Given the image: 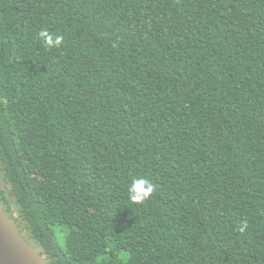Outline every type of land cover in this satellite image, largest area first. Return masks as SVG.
I'll list each match as a JSON object with an SVG mask.
<instances>
[{
    "label": "trees",
    "instance_id": "1",
    "mask_svg": "<svg viewBox=\"0 0 264 264\" xmlns=\"http://www.w3.org/2000/svg\"><path fill=\"white\" fill-rule=\"evenodd\" d=\"M0 209L47 264H264V0H0Z\"/></svg>",
    "mask_w": 264,
    "mask_h": 264
},
{
    "label": "water",
    "instance_id": "2",
    "mask_svg": "<svg viewBox=\"0 0 264 264\" xmlns=\"http://www.w3.org/2000/svg\"><path fill=\"white\" fill-rule=\"evenodd\" d=\"M0 264H47L0 209Z\"/></svg>",
    "mask_w": 264,
    "mask_h": 264
},
{
    "label": "clouds",
    "instance_id": "3",
    "mask_svg": "<svg viewBox=\"0 0 264 264\" xmlns=\"http://www.w3.org/2000/svg\"><path fill=\"white\" fill-rule=\"evenodd\" d=\"M40 37L46 46L54 47L62 43L63 37L59 35L50 34L47 31H42ZM128 197L132 202L141 203L152 194L154 191V185L147 178L133 179L128 187ZM246 224L241 227V231L244 230Z\"/></svg>",
    "mask_w": 264,
    "mask_h": 264
}]
</instances>
